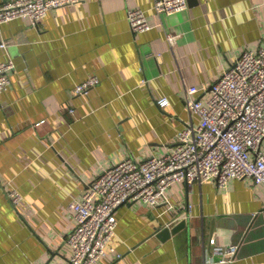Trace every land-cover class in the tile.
Instances as JSON below:
<instances>
[{"label":"crops","instance_id":"obj_1","mask_svg":"<svg viewBox=\"0 0 264 264\" xmlns=\"http://www.w3.org/2000/svg\"><path fill=\"white\" fill-rule=\"evenodd\" d=\"M153 4L81 0L53 9L38 27L28 18L0 27V62L16 65L0 96V264H66L76 226L70 204L122 159L172 152L198 120L187 88H207L199 95L206 102L244 51L264 47V0H188L172 15ZM131 8L147 12L150 31H132ZM92 75L99 85L77 96ZM13 189L23 196L17 204ZM116 215V252L97 264H264V184L249 178L192 189L178 182L157 206L127 203ZM182 220L185 227L159 236ZM229 244L240 246L237 258L220 263L214 248Z\"/></svg>","mask_w":264,"mask_h":264},{"label":"built area","instance_id":"obj_2","mask_svg":"<svg viewBox=\"0 0 264 264\" xmlns=\"http://www.w3.org/2000/svg\"><path fill=\"white\" fill-rule=\"evenodd\" d=\"M80 1L4 0L0 3V27L20 18H28L38 27L53 9ZM187 8L188 0H154L153 4L158 15ZM127 17L134 33L153 28L144 9L131 8ZM15 67L12 59L0 62V96L8 90ZM99 83V77L92 75L76 85L75 94L87 98ZM204 92L207 88H187L186 106L198 120L188 122L179 132L172 152L144 161L122 159L94 179L81 201L70 204L76 226L67 238L72 255L66 264H97L108 250L116 252L110 243L117 233L116 210L121 205L144 202L157 206L178 182H186L191 189L212 179L220 186L246 178L264 184V47L258 52L244 51L210 86L206 102L199 97ZM157 103L164 108L170 100L163 97ZM9 196L15 204L23 199L17 189ZM239 248L238 244L216 246L214 253L220 254V263H234ZM212 262L208 258L199 264Z\"/></svg>","mask_w":264,"mask_h":264},{"label":"water","instance_id":"obj_3","mask_svg":"<svg viewBox=\"0 0 264 264\" xmlns=\"http://www.w3.org/2000/svg\"><path fill=\"white\" fill-rule=\"evenodd\" d=\"M3 42L0 41V45L2 44ZM187 225V221L186 220H182L181 222H179L176 226H174L173 228H165L164 230H159L161 231L159 233V236L161 238H168L170 237L172 234L176 233L179 229H181L182 227H185Z\"/></svg>","mask_w":264,"mask_h":264}]
</instances>
